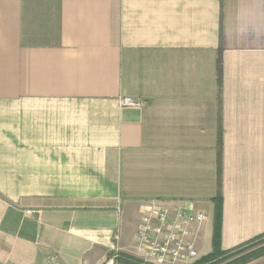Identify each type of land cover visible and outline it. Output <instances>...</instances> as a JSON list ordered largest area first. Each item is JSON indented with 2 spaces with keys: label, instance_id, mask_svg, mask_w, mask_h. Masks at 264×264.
<instances>
[{
  "label": "crops",
  "instance_id": "obj_1",
  "mask_svg": "<svg viewBox=\"0 0 264 264\" xmlns=\"http://www.w3.org/2000/svg\"><path fill=\"white\" fill-rule=\"evenodd\" d=\"M217 194L222 250L264 234V0H0V264L133 263L151 203L199 258Z\"/></svg>",
  "mask_w": 264,
  "mask_h": 264
},
{
  "label": "built area",
  "instance_id": "obj_2",
  "mask_svg": "<svg viewBox=\"0 0 264 264\" xmlns=\"http://www.w3.org/2000/svg\"><path fill=\"white\" fill-rule=\"evenodd\" d=\"M120 107L141 108L140 97L118 96ZM165 208L151 203L143 212L134 237L133 254L141 257L140 264H191L198 257L194 242L190 239V226L199 224L204 215L184 209L174 210L173 215ZM117 238V237H115ZM119 253H114L102 264H133L119 262ZM47 264H58L54 257Z\"/></svg>",
  "mask_w": 264,
  "mask_h": 264
},
{
  "label": "trees",
  "instance_id": "obj_3",
  "mask_svg": "<svg viewBox=\"0 0 264 264\" xmlns=\"http://www.w3.org/2000/svg\"><path fill=\"white\" fill-rule=\"evenodd\" d=\"M220 220L221 198L217 194L214 197L212 250L199 257L193 264H244L251 259L264 255V244L257 246V241L264 239V234L258 235L249 241L229 250L220 248ZM128 257V255L123 254ZM133 264H138L134 262Z\"/></svg>",
  "mask_w": 264,
  "mask_h": 264
},
{
  "label": "rangeland",
  "instance_id": "obj_4",
  "mask_svg": "<svg viewBox=\"0 0 264 264\" xmlns=\"http://www.w3.org/2000/svg\"><path fill=\"white\" fill-rule=\"evenodd\" d=\"M255 244H257V246L264 244V239H262L260 241H257ZM114 253H117V251H114L113 253L107 255V257L105 259H107L109 256H111ZM123 258L124 257H119V262L125 263V261H124L125 258L124 259ZM127 259H129V261L137 262L138 264H140V262L142 261V258L141 257H138V256H136V257H134V256H128ZM198 259L199 258L197 257L196 260H198ZM195 261H193L191 264H193Z\"/></svg>",
  "mask_w": 264,
  "mask_h": 264
}]
</instances>
